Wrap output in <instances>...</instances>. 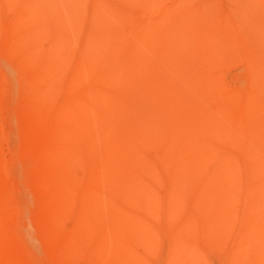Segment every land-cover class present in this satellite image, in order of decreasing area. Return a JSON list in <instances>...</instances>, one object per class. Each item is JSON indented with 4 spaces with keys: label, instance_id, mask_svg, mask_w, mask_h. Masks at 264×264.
<instances>
[{
    "label": "bare ground",
    "instance_id": "1",
    "mask_svg": "<svg viewBox=\"0 0 264 264\" xmlns=\"http://www.w3.org/2000/svg\"><path fill=\"white\" fill-rule=\"evenodd\" d=\"M190 3L85 0L78 25L26 1L4 23L0 264H33L21 166L50 264H264V86L227 87L241 31Z\"/></svg>",
    "mask_w": 264,
    "mask_h": 264
},
{
    "label": "rangeland",
    "instance_id": "2",
    "mask_svg": "<svg viewBox=\"0 0 264 264\" xmlns=\"http://www.w3.org/2000/svg\"><path fill=\"white\" fill-rule=\"evenodd\" d=\"M26 1L29 2L28 5H30L31 1V5L39 10L44 17L48 18L47 22L53 19L66 24H70L71 21L77 22L78 25L86 24L84 21L85 17L79 12V7L81 8V3L85 0H0L1 35L5 36L4 32H7L4 23L14 18L21 4L23 5V2ZM190 1V5L196 8H202L208 3H212L210 5L216 6L213 12L215 19L219 17L222 21L234 20L241 31L242 37H239L241 39L238 38L236 40H238L237 44L243 43V46L238 51L235 47H232L229 52L230 56L241 59V65L234 66L224 73L227 87L232 90H243L249 77H253L256 83L264 86V0ZM77 2H80V5ZM227 18L229 19L227 20ZM3 45V43H0V54ZM36 51L39 55L45 52L40 46L36 47ZM5 77L6 79L15 80V75L12 72L7 73ZM4 111L14 112L15 107L6 106ZM4 153L6 157H9L8 147H5ZM23 171L21 166L13 168L10 172L12 175L10 204L18 215L15 228L33 264H50L32 225L35 200L26 182L23 181L24 179L21 180L22 175H24ZM215 254L210 256L207 264H221L220 255Z\"/></svg>",
    "mask_w": 264,
    "mask_h": 264
}]
</instances>
